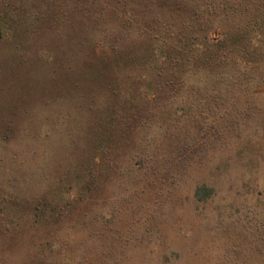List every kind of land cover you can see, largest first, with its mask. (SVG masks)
I'll list each match as a JSON object with an SVG mask.
<instances>
[{"label":"rangeland","instance_id":"rangeland-1","mask_svg":"<svg viewBox=\"0 0 264 264\" xmlns=\"http://www.w3.org/2000/svg\"><path fill=\"white\" fill-rule=\"evenodd\" d=\"M235 3L0 0V264H264V83L215 117L156 51Z\"/></svg>","mask_w":264,"mask_h":264},{"label":"trees","instance_id":"trees-1","mask_svg":"<svg viewBox=\"0 0 264 264\" xmlns=\"http://www.w3.org/2000/svg\"><path fill=\"white\" fill-rule=\"evenodd\" d=\"M182 22L180 29H169L171 33L179 32V38L156 49H161L163 64L169 67L166 73L171 77L198 74L201 79L195 88L197 92L188 101L193 105L201 103L203 111L214 110L216 117L217 109L221 107H242V117H250V108L246 106L254 101L253 90L258 88L259 83H264V0H236L229 11L192 12ZM217 30L221 31V35L213 42L210 33ZM138 80L141 81V77ZM138 100L137 95L132 94V107L119 118V125H134L137 122ZM221 124L224 128L235 126L231 124L229 114ZM200 128L203 130L204 127ZM208 129L211 134H207L208 139L212 138V133H220L218 127L213 129L208 126ZM146 159L142 158L141 164ZM214 193L212 187L202 184L195 191V197L202 202L211 199Z\"/></svg>","mask_w":264,"mask_h":264}]
</instances>
